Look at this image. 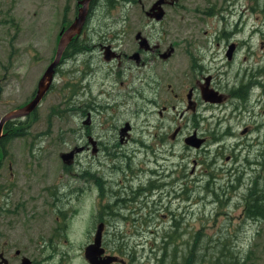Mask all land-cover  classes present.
<instances>
[{
	"label": "rangeland",
	"instance_id": "rangeland-1",
	"mask_svg": "<svg viewBox=\"0 0 264 264\" xmlns=\"http://www.w3.org/2000/svg\"><path fill=\"white\" fill-rule=\"evenodd\" d=\"M78 1L0 0V119L34 97L41 75L55 58L60 32L77 15L81 6ZM97 1L99 2L93 5L94 8L89 13L91 21L89 20V28L86 31L88 35L81 38L87 40V51L73 54L58 66L50 89L31 115L13 120L8 129L5 125L2 128V134H6V155L0 168V179L5 184L9 183L10 187L13 185L14 192L22 193L28 185L33 187L27 193L18 195L20 198L32 194L35 197L39 187L44 186L45 193L42 192L43 189H39L41 203L44 197L50 203L52 191L64 192L66 181L72 180L70 170L73 161H64L62 154L69 152L75 143L84 139L82 134L88 125L84 124L83 120L86 121L88 117L85 118V113H81L92 100L96 99L99 104L105 103L103 98L106 97L110 86L114 88L110 94V103L111 100L126 102L124 105H118L112 116L107 113L98 114L96 111L92 115V126L101 129L92 131L91 134L95 138H101L104 143L113 144L116 141L113 129L120 123L123 125L124 121L131 122L136 128L134 137H140L143 130L152 131L153 128L144 127L142 123L157 116H139L137 112L156 111L155 107H160L162 103L168 106H182L172 98L166 84L171 83L175 92L182 95L198 73L196 66H199L200 62L196 60L203 56L205 62L209 60L207 56L213 54L215 43L219 42L215 38L222 37L225 32V37L231 36L239 45L233 59L235 67L247 65L255 74L254 80L259 82L254 84L253 90L254 98H259V101L253 106L254 130L250 136L253 141H249L252 146L248 149L250 164L247 185H240L243 190L239 188V194L236 193L237 190L235 193L229 192L232 194L231 199H222L225 195H221L219 200H215L211 192L214 188L223 186L231 177L222 175L218 183L205 189L198 173L190 175V181L187 183L191 191V199L187 203L189 212L183 217L190 226L183 228L184 231H167L171 217L162 220L158 212L152 217H147L149 212L146 211L149 210L151 200L145 202V199H142L144 205L141 215H110L106 221L103 243L107 254L119 256L128 264H161L156 256L154 257V252L160 256L162 250L167 256L165 264H183V255L190 253L192 240L197 237L195 259L202 255L205 261L195 260L190 264H209L207 261L210 255L220 254L222 242L231 246L235 253L246 255L250 250L251 264H264V221L246 220L243 213L246 204V199L243 198L244 189L253 185L252 180H256L257 185L264 189V94L257 96L263 89L259 85L264 86V13L257 7L255 0H177L174 5L164 6L166 14L157 22L149 19L144 13L155 0ZM99 27L123 31L119 51L131 58H122L118 66L121 73L117 78L111 73V65L103 61L102 56H98L97 48L90 54L92 42H96V36L91 30L96 28L97 32L103 31ZM138 34L148 38L150 47L159 44L160 53L167 52L171 47H174V51L166 59L156 55L153 50L143 53V48H140L136 41ZM207 39L211 43L206 49L203 43ZM204 49L206 53L203 52ZM134 52H138L145 61L144 66L136 65L139 61L132 57ZM220 58L215 57L213 63L217 64ZM111 64L116 67V60ZM213 66L215 65L211 64V67ZM150 75L156 83L163 85L157 88V93L155 88L149 92L144 84H140L150 82L145 77L144 81H141L140 76ZM250 80L253 82L252 77ZM135 90L144 92L149 100L153 97L156 103L142 100L143 103L136 105L138 100L135 98ZM117 93H120L121 97L114 100L113 96ZM127 94L129 97L126 98ZM53 107L59 108L57 115L52 114ZM206 113L216 118L214 108H210ZM192 114V111L187 113L188 116ZM73 129H79L78 135L73 133ZM127 145L123 144L121 151L127 154L130 168L140 170L142 179L148 176V169L157 165L155 158L167 155L164 151H149ZM177 147L179 149L175 151V156L170 157V160L175 162L180 161L178 155L183 144L178 143ZM100 153L96 154L99 160ZM189 154L187 171L192 169L193 159H198L195 150ZM83 156L90 158L93 154L83 153L80 157ZM8 162L11 163L10 168ZM175 167L173 174L181 177L182 169L177 165ZM91 169L95 175H111L118 179L124 177L123 173H114V168L107 164L102 167L98 163H85L80 168L82 171ZM3 183L0 185H5ZM96 193L91 195V192H87L84 198L78 196L72 206L63 211L62 216L60 212L50 209L52 207L48 204L47 213L42 214L40 220L31 221L34 227L20 225L14 229V247L10 249L11 253L19 249L28 258L40 260L48 252L43 253L40 250L39 245L35 244L36 239L55 233L59 236L61 246L57 248L53 259H46L42 264H89L84 257V250L93 241L100 221V215L95 212ZM217 193L221 194L219 189ZM179 195L176 193L171 198V201L175 202L172 206H180L182 209L184 203ZM227 196L229 197V194ZM35 201L33 198V202ZM109 201L112 203L114 200H100L101 203ZM65 218L67 220L64 228ZM23 219L28 220L29 217L20 216V221ZM165 232L171 235L163 238Z\"/></svg>",
	"mask_w": 264,
	"mask_h": 264
},
{
	"label": "flooded vegetation",
	"instance_id": "flooded-vegetation-1",
	"mask_svg": "<svg viewBox=\"0 0 264 264\" xmlns=\"http://www.w3.org/2000/svg\"><path fill=\"white\" fill-rule=\"evenodd\" d=\"M97 0H91L88 4V12L86 20L82 26L80 33L72 38L69 42L72 44V49L77 50L82 42L81 39L84 35H88L86 32L89 28V13L94 8L93 5L98 3ZM153 1L147 10H144L145 15L151 19L155 20L154 17H150L147 11L151 8ZM177 0H164L162 8L164 14L160 20H162L166 14L164 6L166 4L174 5ZM154 11L150 12L153 13ZM90 20V21H89ZM155 20V21H160ZM103 29L101 32H97L96 28L92 29L91 32L96 36V42H92V50L95 48L99 51V57L102 56V60L111 65V73L117 78L121 71L118 66H120L122 58L126 56L128 59L131 57L126 53L119 51L120 38L123 31L118 29L117 31L109 30L107 27H99ZM233 34V33H228ZM226 33H222V37H216L219 42L215 43V50L210 58L205 62L203 57L199 58L200 62L197 67L198 73L194 79L188 85L187 90L180 93L175 92L171 83H167L166 86L171 93L173 99L177 100L182 106L172 104L170 106L160 105V107H155L156 111H143L137 112L139 116L150 117L156 115L157 117L152 118L150 121H143L142 126L153 128L152 131H145L140 135V137H134L133 132L136 128L129 121H124L118 124L113 130L116 133V141L111 143H104L101 138H95L91 133L92 131L100 130L101 128H95L92 126L93 120L92 115L95 111L98 114L113 115V111L116 110L118 105L126 104L125 101H119L110 103L109 98L113 89L109 86L110 90L105 94V103L99 104V102L94 99L87 106L85 111L82 110L81 115L85 113V118L83 120L84 124L88 126L82 134L84 139L80 143H75L70 151H74L71 157L72 162V180L66 181L64 192L56 193L53 190L51 193L52 201L48 203L44 197L41 203V195L39 189H43L42 192L45 193V187H39L36 196L28 195L27 197L20 198L18 195L27 193V191L32 190L33 187L28 185L25 191L22 193L12 191L13 185L10 187L9 183H3L0 179V264H42L46 259H53L58 251V247L61 246L59 243V236L55 233L52 235H42L36 239L35 244L39 245L40 250L44 254L40 260H33L25 256L23 252L19 249L11 253L10 249L14 247V240L12 235L14 234V229L20 225H26V227H34L35 225L31 221L40 220L42 214L47 213L46 206L49 204L50 209L60 212L61 216L63 211L67 210L72 206L73 202L78 198V196L84 198L87 192H91V195L96 193V214L100 215L99 223L103 224L102 231V246L104 247L103 238L105 235L106 221L109 219L110 215L116 216L117 214H136L141 215V208L144 203L142 199L151 200V204L147 217H152L154 213H160L162 220H167L169 217V226L166 228L167 231L173 230H183L185 227H189V222L183 217L188 215V205L189 199H191L190 186L187 183L190 181V175L199 174L201 180L204 182V188L209 189L212 185H215L222 179V175L230 176L231 178L226 181L223 186H219L221 194L218 195L217 189L214 188L211 195H214L215 200H219L218 197L225 195V200L231 199L232 193L239 194L238 189L241 188L240 185H247V174L249 169V153L248 149L251 147L250 136L254 130V104L259 101V98H254V84L259 83L254 80L255 74L251 72L250 68L245 66H239L238 68L234 65L235 53L239 47L238 43L231 39L225 37ZM142 38L146 41L141 52L146 53L149 51H155L156 55H161V46L159 44L148 45V38L139 35L137 43L140 45ZM67 44L70 45V44ZM210 41L204 40V47L207 49L210 46ZM150 44V43H149ZM230 45V46H229ZM66 46V47H67ZM173 48L174 51V47ZM206 49L203 52L206 53ZM87 51V49H85ZM222 50V57L220 58ZM65 51V50H64ZM172 51V52H173ZM64 53V52H63ZM80 53V52H79ZM79 53H75L79 54ZM137 53V54H136ZM68 54V52L66 53ZM171 55V54H170ZM134 59L139 61L136 65H145V61L141 59L138 52H134L132 55ZM215 57L220 58L217 64L213 63ZM62 57L59 65L65 60ZM116 60V67L111 64L112 61ZM207 63V67L204 65ZM211 64L215 66L211 67ZM243 64V63H242ZM145 79L149 80L148 83H140L148 88L149 92L151 89L155 88L157 93V88L162 87V83H156L153 76H143L141 81ZM253 78V82L250 78ZM122 83V82H120ZM148 85V86H146ZM261 94H264V86ZM205 90V91H203ZM207 92L213 97L210 100L204 96ZM135 98L139 103L148 100L150 103H156L153 99L149 100L145 93L135 90ZM152 94V93H151ZM114 100L120 96V93L113 96ZM129 97L127 94L126 98ZM143 100V101H142ZM102 102V101H101ZM186 108V109H185ZM210 108H214L216 111V118L207 115V111ZM111 110V111H110ZM192 111V116H188L187 113ZM79 114V112H76ZM32 114V113H31ZM30 114V115H31ZM97 114V115H98ZM90 116V118H89ZM108 116L106 117V119ZM128 124L127 129L123 127ZM82 133V129H80ZM79 129L74 130L73 133L78 135ZM189 136H193L194 140L188 139ZM6 139V134L0 139V168L3 165L6 155V149L2 144V141ZM178 143L183 144V148L179 153V162L170 160V157L175 156V151L179 148ZM123 144H128L127 146H136L144 150L149 151H164L167 155H162L160 158H155L154 167L147 170L148 176L142 179L139 175L140 170H133L130 168V160L127 162V154L121 151V146ZM34 147V145H33ZM195 150L198 153V159H193V167L191 170L187 171L188 163L190 159V151ZM100 153L99 160L96 156ZM83 153H91L92 157L83 156ZM113 156V157H112ZM112 157V158H110ZM98 159V160H97ZM186 159V160H185ZM85 163H98V165L105 167L112 166L113 172L120 174L123 173V178H114L111 175L104 177L102 175H95L91 170H80ZM8 167H11V163H7ZM175 165L182 169L181 177L175 176L173 174ZM198 166V169H196ZM124 167L129 168L128 170L123 169ZM253 173V170H251ZM144 182V183H143ZM254 185V180H252ZM253 185L249 188L244 189L243 198L246 199V195L249 194V190L253 189ZM10 187V188H9ZM62 188V189H63ZM181 188V189H180ZM180 189V190H179ZM243 190V188H241ZM70 190V191H69ZM179 190V191H178ZM249 192V193H248ZM71 193V195H70ZM180 194L178 197L182 198L184 206L182 209L180 206H172L175 202L171 201L175 195ZM229 194V197L227 196ZM242 194V193H241ZM35 198V202H33ZM103 198L113 199L111 203L109 201L100 202ZM41 205L43 207H41ZM58 209V210H56ZM245 209V207H244ZM243 209V213H244ZM27 215L28 220L23 219L20 221V216L23 217ZM182 217V218H181ZM59 219V217H58ZM66 220L63 227H66ZM136 221V220H135ZM19 223V225H17ZM29 228V229H30ZM57 228V227H56ZM184 231V230H183ZM105 253H107L106 247ZM54 250V251H53ZM121 257L118 256V260L112 264H128ZM25 261V262H24Z\"/></svg>",
	"mask_w": 264,
	"mask_h": 264
},
{
	"label": "water",
	"instance_id": "water-1",
	"mask_svg": "<svg viewBox=\"0 0 264 264\" xmlns=\"http://www.w3.org/2000/svg\"><path fill=\"white\" fill-rule=\"evenodd\" d=\"M91 0H79L78 4L81 5L78 8V12L74 20L60 32V38L58 41L57 51L55 58L53 61L47 66L43 74L41 75L38 83H37V90L34 95V97L28 101L25 105L18 107L16 110L11 111L7 114H5L0 119V139L3 136L2 134V128L4 127L5 123L8 121H12L18 118L26 117L29 115L32 111L36 109V107L39 105L42 97L46 94V92L50 89V86L52 85L54 81V76L56 73V68L59 66L63 52L67 46V44L77 36L82 26L86 20L87 12H88V4ZM164 3V0H156L155 3L151 6L149 11H147V14L150 17H154L155 20H160L164 14V10L162 8V4ZM157 9L155 12L150 13ZM138 34L136 36V39H139ZM145 39L142 38V41L140 42V47L144 46L146 41H143ZM149 45V44H148ZM173 48H170L167 52H164L160 56L164 59L170 56L172 53ZM137 54V53H136ZM205 91V90H203ZM207 99L210 98V100H213L211 95L207 92V94H204ZM129 127L128 124H126L123 129H127ZM194 140L193 136H189L188 139ZM74 154V151H69L62 154V159L64 161H69ZM102 231H103V224L99 223L96 232L94 234L93 241L89 243L84 250V257L87 260L89 264H112L113 262H116L118 260V256L111 255L105 253V248L102 246ZM25 262V261H24ZM121 263H124L123 260H121ZM27 264V263H23Z\"/></svg>",
	"mask_w": 264,
	"mask_h": 264
},
{
	"label": "trees",
	"instance_id": "trees-1",
	"mask_svg": "<svg viewBox=\"0 0 264 264\" xmlns=\"http://www.w3.org/2000/svg\"><path fill=\"white\" fill-rule=\"evenodd\" d=\"M255 3L258 8H260V11L264 13V0H255ZM86 39H83L79 48L77 50L72 49V44L68 45L65 48V51L63 53V58L72 57L75 53H85V46H86ZM68 52V54H66ZM58 71V68L56 69V72ZM57 110V111H56ZM59 108L53 107L52 114L57 115ZM14 121H8L5 124V128H10L11 123ZM47 133V132H45ZM44 135V133H43ZM39 138V137H38ZM38 138L36 139L38 141ZM6 142V139L2 141V144L4 145ZM251 191V192H250ZM250 192V193H249ZM249 194L246 195V204L244 209V219L246 220H263L264 221V189L260 188L257 185V181H254L253 189L249 190ZM171 234L168 232H165L163 235V238L169 237ZM169 242V241H168ZM167 242V243H168ZM197 242V237H194L190 246V253L188 255H183L182 260H184L185 264L189 261V264L196 261H205L204 257L202 255L200 257L197 256L195 259V243ZM155 247V246H154ZM220 254L216 253L214 256L210 255V259L207 261L209 264H251L249 259L250 250L247 252V254H239L232 251L231 246H227L226 242H222V245L220 243ZM232 252H231V251ZM162 254L160 256H157V252H154V257L156 256V259L161 262V264H165V258H167L164 250L161 251ZM233 253V254H232ZM212 254V252H211ZM230 255V256H229ZM226 256H229L227 258ZM189 259V260H188ZM191 261V262H190ZM183 262V264H184Z\"/></svg>",
	"mask_w": 264,
	"mask_h": 264
}]
</instances>
